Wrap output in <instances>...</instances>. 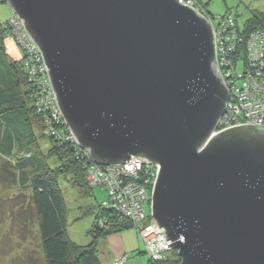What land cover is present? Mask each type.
<instances>
[{
	"label": "water",
	"instance_id": "obj_1",
	"mask_svg": "<svg viewBox=\"0 0 264 264\" xmlns=\"http://www.w3.org/2000/svg\"><path fill=\"white\" fill-rule=\"evenodd\" d=\"M89 161L157 166L150 215L178 264H264V129L228 102L211 25L179 0H6Z\"/></svg>",
	"mask_w": 264,
	"mask_h": 264
},
{
	"label": "trees",
	"instance_id": "obj_2",
	"mask_svg": "<svg viewBox=\"0 0 264 264\" xmlns=\"http://www.w3.org/2000/svg\"><path fill=\"white\" fill-rule=\"evenodd\" d=\"M194 1L204 3L202 0ZM0 2L7 3L6 0ZM204 5H208V2ZM205 11L212 15L208 12L207 6ZM11 17H14L13 12ZM10 18L0 21V158H2L0 176L5 181L4 185L14 190L15 197L23 199L22 203L33 208L44 264H101L98 255L99 238L129 229L136 231L140 239L141 235L136 226L117 213L111 204L104 205V202H109L108 189L104 187L108 198L98 204L90 242L79 244L68 239L65 200L58 179L64 177L70 184L83 191L84 195H90L95 185H89L86 170L93 162L89 161L83 148L73 139L67 138L69 132L62 125V118L53 117L56 105L52 97H49L51 88L46 82L48 77L40 53L36 49L31 53L17 43L21 57L12 60L6 54L5 38L16 41L9 23ZM262 28L264 13L254 14L245 21L242 28L236 23L237 33L233 39L224 38L226 46L236 43L234 56L239 57L241 66L238 69L236 65L235 76H246L249 84L255 81L264 85V67L261 68L257 63L255 68L247 70L245 66L246 41L253 30ZM20 29L26 33L22 26ZM240 82L237 81V84ZM30 107L35 115H40V122L44 123V125L42 123L45 127L42 133L44 138L41 140L49 147L46 155L39 145L41 140L29 125ZM50 156L57 160L58 165H50L47 162V157ZM146 169L148 173L144 178L148 179L146 187L149 191L154 167L144 164L143 170ZM145 212L147 213L146 210ZM133 251L138 253L139 246ZM177 252L176 249L170 248L157 261H152L149 257L148 264H178L180 257ZM127 258L126 254V260ZM116 259L117 257L113 258L111 264H114Z\"/></svg>",
	"mask_w": 264,
	"mask_h": 264
},
{
	"label": "built area",
	"instance_id": "obj_3",
	"mask_svg": "<svg viewBox=\"0 0 264 264\" xmlns=\"http://www.w3.org/2000/svg\"><path fill=\"white\" fill-rule=\"evenodd\" d=\"M179 3L196 11L211 25L212 28L215 48V66L229 95L225 110L214 133L232 126L249 123L260 129H264V85L258 84L255 81L250 82L249 84L246 76H235V69L239 60V57L234 56L236 43L230 44V46H226L224 43V38L231 40L237 33L234 17L230 14L222 17L209 15L205 9L194 0H179ZM18 22L19 20L17 18L9 20L17 42L25 48H27V45L31 44V46H35L31 38L27 36L28 34L26 35V33L20 29L22 24L19 26L20 22ZM263 47L264 31L255 30L250 33L246 41L247 54L245 66L247 70L255 68L257 63L261 68L264 67ZM35 49L39 52V49L36 46L34 50ZM30 52L32 53V51ZM41 59L43 61L42 56ZM43 64L48 77L46 82L51 88L50 79L44 61ZM237 81H241L240 84H237ZM242 91H244L243 98H241ZM49 97H52V100H54L56 105L53 117L62 118L52 88L49 92ZM250 98L252 100H250ZM252 101L257 105L256 107H252V105L249 104ZM62 120V125L67 128L69 132L67 138L70 140L73 139L77 143L65 120L63 118ZM144 164L149 163L144 161L140 162V159L131 156L128 162L121 165H108L105 169L102 168V165L92 163L87 167L86 174L89 185H101L108 189L109 202H104V205L111 204L117 213L134 222L132 223L138 229L147 253L150 257H152V255L155 256V260H157L158 258L161 259L163 256H156L157 253L165 252L170 248H167L166 241L162 237V234L165 232L164 228L160 226L156 227V222L151 217L150 210L149 215L144 210L143 205L145 202L149 203L150 209L151 190L157 172V166L150 164L154 167V171L152 173L153 179L151 186L148 191L146 187L148 179L144 178L145 174L148 173V169L143 170ZM141 221L143 223H141ZM139 223L141 224L140 226L137 225ZM125 261L126 255H122L117 257L114 264H124Z\"/></svg>",
	"mask_w": 264,
	"mask_h": 264
},
{
	"label": "rangeland",
	"instance_id": "obj_4",
	"mask_svg": "<svg viewBox=\"0 0 264 264\" xmlns=\"http://www.w3.org/2000/svg\"><path fill=\"white\" fill-rule=\"evenodd\" d=\"M202 2L204 3L198 4L205 10L207 6V10L212 16H225L227 14L234 16L240 28L254 14L261 15L264 13V0H202ZM207 2L208 5H204ZM11 16L12 9L9 4L0 2V21H5ZM15 18L14 15L10 19L13 20ZM258 26H260V22ZM258 30L264 31V28ZM15 42L9 38L4 40L5 52L12 60H18L21 57V51L16 45L18 43L17 40ZM35 46L27 45V48L33 52ZM240 66V61H238V69ZM243 92L241 93V98H243ZM250 100L252 99L250 98ZM249 104L252 107L257 106L253 101ZM29 109V125L41 140L42 137L44 138L42 133H44L45 127L42 126L43 122H40L41 119L39 120L40 115H35L31 107ZM50 134L52 135L53 131ZM39 143L42 152L46 155L49 147H46L45 141L41 140ZM1 162L2 158H0V164ZM47 162L50 165H58L57 160L51 156L47 157ZM106 166L108 165H102V168L105 169ZM3 182L5 183L2 176H0V264H44L34 210L28 204L22 203L23 199L20 200L15 197L13 194L14 190L12 188L9 189L10 187L5 186ZM58 184L65 200L67 237L79 244H87L91 240V229L98 204L108 198L107 190L101 185H95L90 195H84L83 191L70 184L64 177H59ZM144 208L149 213V203L145 202ZM129 221L133 222L132 220ZM141 223L143 222L141 221ZM137 225L140 226L141 224ZM110 235L112 234L98 239V255L101 264H107L108 253L106 252L105 244L109 243ZM143 245L139 240V251L141 252L132 251L129 256L142 258L144 259L143 264H148L150 255ZM167 251L157 253L156 256L165 255ZM150 258L152 261L159 259L155 260L153 255Z\"/></svg>",
	"mask_w": 264,
	"mask_h": 264
},
{
	"label": "crops",
	"instance_id": "obj_5",
	"mask_svg": "<svg viewBox=\"0 0 264 264\" xmlns=\"http://www.w3.org/2000/svg\"><path fill=\"white\" fill-rule=\"evenodd\" d=\"M109 243H106L107 264H111L113 258L128 255L125 264H143L144 259L129 256L139 246L140 236L133 229L124 230L110 235ZM142 242V241H141Z\"/></svg>",
	"mask_w": 264,
	"mask_h": 264
},
{
	"label": "clouds",
	"instance_id": "obj_6",
	"mask_svg": "<svg viewBox=\"0 0 264 264\" xmlns=\"http://www.w3.org/2000/svg\"><path fill=\"white\" fill-rule=\"evenodd\" d=\"M210 15V14H209Z\"/></svg>",
	"mask_w": 264,
	"mask_h": 264
}]
</instances>
